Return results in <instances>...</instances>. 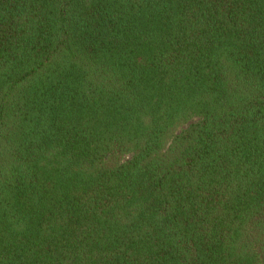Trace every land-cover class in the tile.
Returning a JSON list of instances; mask_svg holds the SVG:
<instances>
[{
    "label": "trees",
    "instance_id": "trees-1",
    "mask_svg": "<svg viewBox=\"0 0 264 264\" xmlns=\"http://www.w3.org/2000/svg\"><path fill=\"white\" fill-rule=\"evenodd\" d=\"M0 264H264V0H0Z\"/></svg>",
    "mask_w": 264,
    "mask_h": 264
}]
</instances>
